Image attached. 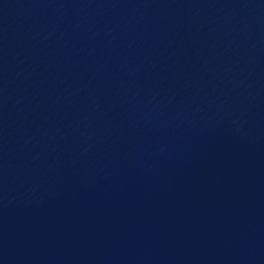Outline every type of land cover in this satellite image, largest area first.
<instances>
[{"label": "water", "instance_id": "1", "mask_svg": "<svg viewBox=\"0 0 264 264\" xmlns=\"http://www.w3.org/2000/svg\"><path fill=\"white\" fill-rule=\"evenodd\" d=\"M0 264H264V0H0Z\"/></svg>", "mask_w": 264, "mask_h": 264}]
</instances>
